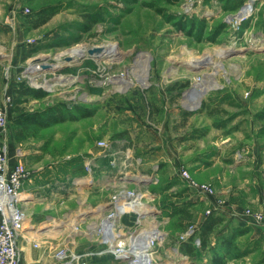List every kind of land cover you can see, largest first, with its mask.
<instances>
[{
	"label": "rangeland",
	"instance_id": "1",
	"mask_svg": "<svg viewBox=\"0 0 264 264\" xmlns=\"http://www.w3.org/2000/svg\"><path fill=\"white\" fill-rule=\"evenodd\" d=\"M108 43L118 52L98 55ZM76 46L86 53L69 57ZM94 46L99 50L89 54ZM204 54L216 66L191 64ZM139 69L144 84L134 80ZM206 73L213 86L190 109L187 98ZM18 86L44 94L16 95L25 112L53 106L67 118L16 143L12 104L7 112L9 160H20L28 173L18 264H58L60 248L82 253L105 244L106 251L101 224L114 211L118 246L111 250L157 229L163 237L148 241L156 263L212 264L195 240L217 190L239 191L242 214L259 206L249 194L264 203V0H0V102L5 87L13 102ZM183 169L213 194L189 185ZM120 191L138 199L118 197L115 208ZM129 200L140 211L119 212ZM225 219L209 239L218 252L215 236L238 224ZM246 220L249 232L235 239L242 257L225 264H264V229L257 226L256 237ZM188 242L193 256L182 250ZM104 254L87 264H121Z\"/></svg>",
	"mask_w": 264,
	"mask_h": 264
},
{
	"label": "built area",
	"instance_id": "2",
	"mask_svg": "<svg viewBox=\"0 0 264 264\" xmlns=\"http://www.w3.org/2000/svg\"><path fill=\"white\" fill-rule=\"evenodd\" d=\"M6 90L7 87L4 88V96L0 102V264H18V241L28 222V215L22 207V203L25 201L23 184L28 173L20 160L15 162H10L9 160L7 112L12 104V97ZM98 144L104 146L106 143L100 140ZM17 149L19 148L17 147ZM84 170L90 175L92 168L88 162L84 164ZM180 173L186 178L189 185L197 188L198 191L204 194H213L210 184H197L189 180V174L185 169L181 170ZM223 203L224 200L215 199L213 202L214 207L207 209L206 214L212 209H218ZM243 215L249 219L250 223L264 229V203L256 209H245ZM100 240L106 242L108 239L102 238ZM195 243L199 245L198 238L195 240ZM104 247L105 244L96 250H93V247L91 250L82 253H68L65 249L60 248L56 250L55 257L58 264H87L88 259L103 255L105 253ZM107 254L114 255L110 251ZM115 258H120L122 260L121 264H140L138 259L132 256Z\"/></svg>",
	"mask_w": 264,
	"mask_h": 264
},
{
	"label": "trees",
	"instance_id": "3",
	"mask_svg": "<svg viewBox=\"0 0 264 264\" xmlns=\"http://www.w3.org/2000/svg\"><path fill=\"white\" fill-rule=\"evenodd\" d=\"M46 17L40 18V21L34 25L37 27L45 22ZM14 95L18 97L31 96L33 98H42L44 96L40 89H33L26 86H18L14 89ZM13 96V102L10 111L14 114L10 124L16 143H21L26 139L28 134H32L38 130L48 128L56 123H60L67 119L58 110L57 107L48 106L41 110H33L25 112L22 108L17 105L18 97ZM24 101V100H22ZM77 109V108H76ZM78 111V110H77ZM189 115L190 112H185ZM91 113H83L82 116H89ZM225 221L224 215L216 212L215 210H210L199 225L197 230V237L200 242V250H208L210 252L211 258L210 263L212 264H225L227 258H239L242 257V252L235 249V239L238 236L244 235L249 232V227L243 224H236L230 229V232L224 236H215V246L219 248L214 250L209 248V239L215 235L217 228ZM243 225V226H241ZM184 248L183 252L193 256L195 247L192 246L191 242H188ZM219 253V254H218Z\"/></svg>",
	"mask_w": 264,
	"mask_h": 264
},
{
	"label": "bare ground",
	"instance_id": "4",
	"mask_svg": "<svg viewBox=\"0 0 264 264\" xmlns=\"http://www.w3.org/2000/svg\"><path fill=\"white\" fill-rule=\"evenodd\" d=\"M250 14V11H245L243 13V16H248ZM115 52H118L116 50V45L113 43H108V44H102L100 45V50H99V54L100 56H112ZM86 53V48H84L83 46H76L73 47L69 50V57L71 58H75L77 56H82ZM145 61V59H142V57H139V60H137V64L141 67L144 66L143 62ZM191 61V64L193 65H197L199 63H207V64H212L215 65V62L212 61L211 56L204 54L200 57L194 58ZM39 68V64L37 63H33L30 65L29 67V71L31 73H36L37 69ZM145 69V68H144ZM146 73L142 70L139 69L138 71H136L135 73V79L137 80L139 83L144 84L145 80H146ZM210 74L212 75V73H206V77L205 79H203L201 82H197L196 85L199 86L198 88V92L195 93H191V95L187 98V103L190 109H193L196 105V102H198V100L200 99V97L208 90L210 89L213 85H211V78H210ZM204 78V77H203ZM120 82L122 83L123 86L127 85L130 83V81L125 80V79H121ZM37 86V85H35ZM121 192V191H120ZM122 194V195H121ZM118 195L121 196H117V199L119 197V199H121L123 196H126L128 198L132 197V200H136L138 199V194H133V195H127L126 193H119ZM118 200L115 199V201L113 202L114 207H117L118 204ZM131 199V198H130ZM126 203H131L130 200L125 202L121 208V210L119 212H124L126 210L128 211H140L138 204L135 203H131V205L126 204ZM133 204V205H132ZM143 210V209H142ZM118 211V210H117ZM105 213H103L104 215ZM116 215V211L111 212L110 214H106L104 215V219L105 221L101 224V228H103V231L101 229V232H103L104 236L108 237L109 239L107 240L108 242V249L105 251L106 253L112 252L114 255V257H124V256H132V257H136L139 261L140 264H167V263H156V261L154 260V258L152 257L153 252H150V247H149V243L148 241H151L152 239H160L163 237L162 233L158 232V230L156 229H149L148 232L146 231V234L142 233L141 235L137 236L135 239H133L131 241V245H128L126 247H122L120 250H111L113 249V247L118 246L114 244V238L113 236H115V234L117 235V233L113 232V223L114 221L112 220ZM111 220V221H110ZM112 229V230H111ZM111 230V231H110ZM103 238V237H102ZM104 254V253H103Z\"/></svg>",
	"mask_w": 264,
	"mask_h": 264
},
{
	"label": "crops",
	"instance_id": "5",
	"mask_svg": "<svg viewBox=\"0 0 264 264\" xmlns=\"http://www.w3.org/2000/svg\"><path fill=\"white\" fill-rule=\"evenodd\" d=\"M216 163H217V161H214V163H212L211 166H214ZM250 180H251L250 188L252 187L251 188L252 190L255 187L257 188L258 187L257 180L255 178H252ZM242 186H244V184H242ZM26 191L27 190L23 189V192L25 193V196H26ZM217 193L219 194V199H221L220 197H222V200H224V202L229 197H232L233 199L231 201H229L227 204L223 203V205L221 207H219L218 209L215 210L216 212L224 215L225 218L229 217L233 221H237L238 224L239 223H244V220L247 221L246 217L242 214V208H244V207L240 203V201L237 199V197H239V196H237V195H239V191H237V190H232L231 191L230 188H226V189L223 188L222 190H217ZM246 199H247V201L250 202V204L253 207H256L258 204L260 205V203L262 202V199L258 198V195L255 194V193H253L252 195L249 194ZM211 207H214L213 202H212ZM241 221H243V222H241ZM249 225H250V227H252L251 233H253L254 236L257 237L258 235H260L262 230H257L258 229L257 225H255V224H249ZM38 256H39V254L36 257H38ZM23 261L20 262V264H23ZM25 261H26V257H25Z\"/></svg>",
	"mask_w": 264,
	"mask_h": 264
},
{
	"label": "water",
	"instance_id": "6",
	"mask_svg": "<svg viewBox=\"0 0 264 264\" xmlns=\"http://www.w3.org/2000/svg\"><path fill=\"white\" fill-rule=\"evenodd\" d=\"M98 50H99V47L94 46V47L88 49V53L91 54L92 52H94V51H98Z\"/></svg>",
	"mask_w": 264,
	"mask_h": 264
}]
</instances>
